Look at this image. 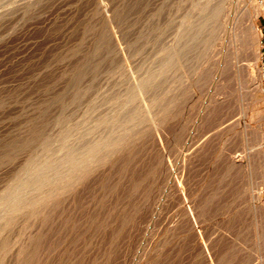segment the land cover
I'll use <instances>...</instances> for the list:
<instances>
[{
    "label": "rangeland",
    "instance_id": "1",
    "mask_svg": "<svg viewBox=\"0 0 264 264\" xmlns=\"http://www.w3.org/2000/svg\"><path fill=\"white\" fill-rule=\"evenodd\" d=\"M204 1L0 0V264H15L22 242L24 258L32 259L27 264H264L259 192L245 169L230 162L253 147L241 134L247 123L264 132V10L255 18L260 90L251 95L231 69L251 62L250 35L245 40L244 33L236 61L228 56L231 65L221 42L232 17L253 11L258 0H211L223 16L203 36L193 27L206 21ZM188 18L193 41L183 49L178 31ZM172 42L180 49L171 50ZM219 60L226 65L220 74ZM207 97L210 115L190 133ZM176 98L185 106L187 128L178 139ZM190 135L191 161L176 163ZM254 148L261 154L264 143ZM174 162L177 180L170 175ZM162 187L170 194L160 217ZM259 188L264 199V185Z\"/></svg>",
    "mask_w": 264,
    "mask_h": 264
},
{
    "label": "bare ground",
    "instance_id": "2",
    "mask_svg": "<svg viewBox=\"0 0 264 264\" xmlns=\"http://www.w3.org/2000/svg\"><path fill=\"white\" fill-rule=\"evenodd\" d=\"M263 1L264 0H258V2H257V5L255 6V8H254V10L253 11H246V10H244L243 12V15H242V13H241V15L240 14H238V15H234L233 17H232V22L229 24L230 26L227 28L226 27V29H228V31H227V34L223 37L224 39L222 40V42L221 43H223V45H222V48H221V53H222V58L225 60V62L227 61V58H228V56L229 55H232L233 54V56H230V57H233V58H235V61H236V58L238 57V55L240 54V51H242L245 47H243V45L244 46H246V44L244 43L243 44V42H246V41H243L242 39H243V37H244V35L246 34V36L244 37L245 38V40H247V34H248V36H249V43H247L248 44V47H249V44H250V42H251V45L252 46H250V47H252V49L250 48V50L252 51V58H250V61L251 62H249L248 63V65H247V67H244V68H242L241 66H236V68L235 69H233V67L231 68L230 66V68L232 69V76L238 81V85H240V87L241 86H245V89L247 90V94H254L253 93V91H257V90H260V86H259V78H260V76H261V74L260 73H256L258 70H257V58H258V49H257V46L259 45V37H260V31L258 30V28H257V26H256V23H255V18L264 10V4H263ZM224 4V3H223ZM228 5V4H227ZM202 6V4L200 5V6H198V7H201ZM197 9V8H196ZM202 9H203V12L204 11H206V12H208L207 14H208V16H207V18H203V20L204 19H206V21H203L202 23V26H201V28H198V26H195L194 25V27L192 26L193 25V23H191L192 21H190V19H192V18H188V23H190L189 25H185V27H184V25H182V24H178L179 26H183L184 28H179L180 30L178 31L179 32V40H178V42H179V46H180V43H181V46L180 47H182L183 49L185 48V46H186V44H188L191 40H192V38L189 40V37H192V36H190V34L192 35V30H194L193 28H196V29H198V32L200 31L201 33H202V29L203 30H205L207 27L208 28H211V30H214L213 28H214V25L216 26V21H217V19L219 18V15L221 14L220 13V11H222L221 10V4L219 3V2H215L214 3V1H211V0H207L206 2L204 1L203 2V6H202ZM192 11V10H191ZM194 11V10H193ZM198 11V10H197ZM206 12L205 13H203V15L204 14H206ZM190 13V12H189ZM197 14V13H196ZM223 14V13H222ZM221 14V16H223ZM225 14V13H224ZM229 14V13H228ZM191 17L193 16V15H190ZM189 16V17H190ZM198 16V15H197ZM243 17H244V19H245V29H247V32L243 29V27H240V25H241V23L243 22L244 23V20H243ZM194 18H196V16H194ZM202 18V17H201ZM222 18V17H221ZM220 18V19H221ZM181 19V18H180ZM179 19V20H180ZM197 19V18H196ZM198 20V19H197ZM243 20V21H242ZM181 21H183V20H181ZM184 21H185V19H184ZM187 21V20H186ZM202 21V20H201ZM201 21H199L200 23H201ZM221 21V20H220ZM178 23V22H177ZM179 23H181V22H179ZM244 25V24H243ZM179 26H177V27H179ZM181 26V27H182ZM228 26V25H227ZM176 27V28H177ZM193 27V28H192ZM220 27V26H219ZM183 29V30H182ZM225 29V28H224ZM177 30V29H176ZM192 31V32H191ZM209 31V30H208ZM207 31V32H208ZM198 32H195V34L197 33V34H200V33H198ZM221 32V31H220ZM204 33V32H203ZM202 33V35L203 36H205L206 34H208V33H206L205 35ZM245 33V34H244ZM194 34V33H193ZM194 34V36L196 37L197 36V34L195 35ZM214 34H215V31H214ZM213 34L212 33H210V36H212ZM193 36V37H194ZM203 36H197L198 38L199 37H203ZM208 36V35H207ZM206 36V37H207ZM209 36V37H210ZM223 36V35H222ZM194 37V38H195ZM206 37H205V39H204V41L206 40ZM213 37V36H212ZM176 38V37H175ZM221 38V37H220ZM173 39V38H172ZM208 39H210V38H207V40ZM200 40V39H199ZM201 40H202V38H201ZM201 40H200V44H201ZM172 41V40H171ZM173 41H174V39H173ZM193 41V40H192ZM220 41V40H219ZM175 42H176V40H175ZM174 42V43H175ZM207 42V41H206ZM216 42V41H215ZM241 42H242V44L243 45H241ZM169 43V42H168ZM173 43V42H172ZM172 43H171V45H172ZM173 43V44H174ZM191 43V42H190ZM204 43V42H203ZM202 43V44H203ZM177 44L178 43H175V45H176V47L175 48H172L171 46V50L172 49H176L178 46H177ZM206 44V43H205ZM207 44H208V42H207ZM212 44V43H211ZM214 44V43H213ZM204 45V44H203ZM209 45V44H208ZM205 46V45H204ZM164 47V46H163ZM180 47H178L177 49H180ZM242 47V48H241ZM164 49V48H163ZM176 49V50H177ZM218 49V48H217ZM242 49V50H241ZM170 51V50H169ZM178 51H182V50H178ZM183 52V51H182ZM217 51H215V53H216ZM219 52V51H218ZM171 53V55H172V52H169V54ZM174 53V56H175V54H177V52H173ZM168 54V56H170ZM219 54H220V52H219ZM178 56H179V53L177 54ZM176 55V56H177ZM181 55V54H180ZM167 56V57H168ZM173 56V55H172ZM175 56V57H176ZM177 56V57H178ZM176 57V58H177ZM174 58V57H173ZM176 58H174V59H176ZM179 58V57H178ZM221 58V57H220ZM223 59H221V60H223ZM230 59H232V58H230ZM164 60V59H163ZM178 60V59H177ZM176 60V61H177ZM168 61H169V59H168ZM174 61V60H173ZM220 61V60H219ZM166 62H167V59H166ZM165 62V63H166ZM179 62V61H178ZM177 62V63H178ZM225 62L224 61H220V63L218 64V65H216V66H220L219 68H218V71H220V72H218L219 74L220 73H222L221 71L226 67V65H224L225 64ZM232 62V61H231ZM227 63V64H232V63ZM167 64V63H166ZM179 64V63H178ZM162 65H164V64H162ZM167 65H169V64H167ZM235 65V64H234ZM203 67V66H202ZM215 67V66H214ZM216 68V67H215ZM163 70V69H162ZM199 70V69H198ZM227 70V69H226ZM165 71V70H164ZM215 70H213V72H214ZM198 73L196 74L197 76H196V79H195V81H194V84L196 85V83L198 84L199 82V84H201V79H202V76H203V72H202V69L200 68V70L199 71H197ZM212 73V72H211ZM210 75V74H209ZM215 75V74H214ZM212 76V75H211ZM210 76V77H211ZM219 77V76H218ZM217 77V78H218ZM193 78H195V77H193ZM205 78V77H204ZM142 79H144V78H142ZM207 79V78H206ZM140 80V79H139ZM149 80V79H148ZM209 80V79H208ZM193 81V80H192ZM207 81V80H206ZM215 81V80H214ZM208 82V81H207ZM209 82H211V81H209ZM220 82V81H219ZM136 83V82H135ZM191 83V82H190ZM189 83V84H190ZM194 84H191L190 86L192 87ZM211 84V83H210ZM205 85V84H204ZM140 86V85H139ZM142 86V85H141ZM197 86V85H196ZM195 86V87H196ZM190 87V88H191ZM216 87V86H215ZM215 87H213V88H215ZM189 88V87H188ZM135 89V88H134ZM199 89V88H198ZM212 89V88H211ZM218 88L216 87V89L214 90V92L217 90ZM220 89H221V87H220ZM219 89V90H220ZM262 89V88H261ZM138 90H139V87H138ZM141 90H142V88H141ZM180 90H181V88H180ZM200 90V89H199ZM213 90V89H212ZM191 91L193 92L194 90L193 89H191ZM137 92H139V91H137ZM136 92V93H137ZM141 92V91H140ZM182 93H183V91H181ZM180 92V93H181ZM185 93H186V91H184ZM192 92H191V94H192ZM195 92V91H194ZM194 92H193V94H194ZM179 93V92H178ZM184 93V96L185 95H187L188 97H189V95L186 93L185 94ZM139 94V93H138ZM193 94H192V96L191 97H193ZM208 94V93H207ZM127 96H128V94H127ZM131 96V95H130ZM129 96V97H130ZM180 95H178V97H179ZM208 96V95H207ZM205 98H206V96H205ZM207 98H209V97H207ZM181 99H188L189 100V98H185V97H182ZM262 99V98H261ZM128 100V99H127ZM176 100H177V102L176 103H178V106H177V109H176V118H175V115L173 116L174 118H175V120H176V123H174V124H176V125H174V124H172L174 127L173 128H175V126H176V129H174V130H176L174 133H176V138L177 137H181L180 135H179V133H182L183 134V131L184 132H186V130H187V128H186V124L184 123L185 121H184V117H183V115H182V113H183V110H184V108L183 107H185V106H182V100L180 101V98H179V101H178V98H176ZM194 100V99H193ZM214 101H215V103H219L221 100H219L218 98L216 99V98H214L213 99ZM260 100V99H259ZM263 100V99H262ZM186 101V100H185ZM191 101V100H190ZM204 101V100H203ZM188 102V101H187ZM192 102V101H191ZM205 102V103H204ZM203 102V104L201 103L200 104V109H199V111H198V113H197V115L195 116L196 117V119H195V121H193L194 123H192V127H191V132L190 133H192V132H194L193 130H196V127L197 126H199L200 125V123L203 121V118H204V116H209L210 114H208V109H210V107H212L213 106V103H211L212 102V100H211V98H209V99H207V100H205ZM176 105V104H175ZM184 105V104H183ZM145 106H146V104H145ZM144 106V108H146ZM150 106V105H149ZM222 108H223V106H221ZM148 108V107H147ZM195 108V107H194ZM219 108H220V105H219ZM148 110V109H147ZM139 111V110H138ZM141 112L140 113H142V110H140ZM145 111V110H144ZM145 113V112H144ZM174 113V114H175ZM139 114V113H138ZM223 114V113H222ZM135 116V115H134ZM139 116V115H138ZM148 116H150V115H148ZM185 116H186V114H185ZM213 116V115H212ZM141 117V116H140ZM143 117V116H142ZM131 118H133V117H131ZM135 118H137V117H135ZM146 118V117H145ZM165 118H167V117H165ZM215 118V117H214ZM263 118H264V113H263ZM129 119H130V117H129ZM162 119H164V117L162 118ZM185 119H186V117H185ZM202 119V120H201ZM205 119V121H206V119L207 118H204ZM138 120H140L139 119V117H138ZM145 120V119H144ZM171 120H173V119H171ZM194 120V119H193ZM223 120V119H222ZM128 122H129V120H127ZM130 121H133V120H130ZM159 121H161L160 123L161 124H163V120H159ZM205 121H203V122H205ZM173 122V121H172ZM202 122V123H203ZM136 123V122H135ZM215 123V122H214ZM194 124V125H193ZM218 124V123H217ZM126 125H128L129 126V124L127 123ZM133 125V124H132ZM136 125H137V123H136ZM188 127H189V125H188ZM200 127V126H199ZM129 128V127H128ZM172 128V129H173ZM130 129V128H129ZM163 129V128H162ZM198 129V128H197ZM217 129V128H216ZM227 129V128H226ZM173 130V131H174ZM164 131V130H163ZM128 132V131H127ZM132 132V131H131ZM130 132V133H131ZM220 132V131H219ZM171 132H169V135H171L170 134ZM187 133V132H186ZM189 133V134H190ZM212 133V132H211ZM66 134H69V133H66ZM126 134V133H125ZM128 134V133H127ZM126 134V135H127ZM241 134H242V136L248 141V143H249V145L251 144V145H253V147L251 148V149H247L248 151H245V154L244 155H242V156H240V157H237V155H235V156H233V158L231 159V165H232V167H238L239 169H242V168H244L245 169V171L248 173V175H249V178H250V182H251V185H253L254 187H256V189L258 190V192H259V194H257L256 195V203H257V201L259 202V204H260V206L259 207H263L264 208V199L262 198V196H261V192H262V190L259 188L258 189V187L259 186H261V185H264V150L261 152V154L260 153H258L256 150H255V148H254V146H255V143H259V144H262V143H264V132L262 131V129L261 128H254V126H249V124L247 123L242 129H241ZM111 135V134H110ZM117 135V134H116ZM132 135V134H131ZM169 135H165L166 136V138H167V136H169ZM213 135V134H212ZM113 137H114V135H112ZM123 136V135H122ZM125 136V135H124ZM123 136V137H124ZM129 136H130V134H129ZM133 136V135H132ZM131 136V137H132ZM183 136V135H182ZM211 136V135H210ZM65 137H66V135H65ZM106 137V136H105ZM104 137V138H105ZM118 137V136H117ZM170 137V136H169ZM168 137V138H169ZM173 137V136H172ZM175 137H173L174 139H175ZM184 137V136H183ZM165 138V137H164ZM163 138V139H164ZM165 138V139H166ZM167 138V139H168ZM172 138V139H173ZM210 138V137H209ZM66 139H67V137H66ZM114 139H115V137H114ZM114 139H113V142H114ZM117 139V138H116ZM119 139V138H118ZM166 139V141H168ZM173 139V143L174 144H176L174 141H176V139L174 140ZM178 139V138H177ZM190 139H191V135L190 136H185V138H184V140H183V145H182V143H181V145H182V148L179 150V154L177 155V159H176V163H179V162H181V161H184V163L185 164H189L190 163V161H191V155H190V157L188 156L189 155V153H190V151H192L193 149H191L189 152H186V147L188 146L187 144L189 143V141H190ZM67 140H70V139H67ZM105 140V139H104ZM106 140H108V138H106ZM170 140V139H169ZM162 141V140H161ZM165 141V142H166ZM172 141V140H171ZM181 141V140H180ZM164 142V141H163ZM177 142V141H176ZM202 142V141H201ZM200 142V143H201ZM66 143V142H65ZM64 143V144H65ZM93 144H95L96 142H92ZM116 143V142H115ZM122 143V142H121ZM167 143H169V142H167ZM180 143V142H179ZM91 144V143H90ZM89 144V145H90ZM114 143H112V145H113ZM161 144H163L164 145V143H161ZM63 145V144H62ZM65 145H67V144H65ZM99 144H97V146H98ZM103 144H101V146H102ZM109 145H111V143L109 144ZM170 145H171V143H170ZM201 145V144H200ZM200 145H199V147H200ZM68 146V145H67ZM87 146V145H86ZM114 146V145H113ZM202 147H203V145H201ZM66 147V146H65ZM69 147V146H68ZM73 147V146H72ZM90 147V146H89ZM105 147V146H104ZM118 147H120V146H118ZM197 147V146H196ZM262 147V146H261ZM67 148V147H66ZM91 148H93V147H91ZM95 148V147H94ZM93 148V149H94ZM97 148V147H96ZM116 148H117V146H116ZM163 148V147H162ZM166 148V147H165ZM201 148V147H200ZM257 148V147H256ZM71 150H73L72 148H70ZM113 149V148H112ZM203 149V148H202ZM77 150V149H76ZM82 150V149H81ZM97 150H99L98 148H97ZM105 150V149H104ZM103 150V151H104ZM116 150V149H115ZM168 150V149H167ZM195 150V149H194ZM193 150V151H194ZM198 150H199V148H198ZM74 151H75V149H74ZM96 151V150H95ZM107 151V150H106ZM164 151H166L165 149L163 150V152ZM192 151V152H193ZM65 152V151H64ZM69 152V151H68ZM67 152V153H68ZM78 152H79V150H78ZM97 152V151H96ZM102 152V151H101ZM109 152V151H108ZM112 152V151H111ZM114 152V151H113ZM121 152V151H120ZM166 152H168V151H166ZM70 153V152H69ZM81 153V152H80ZM90 153V152H89ZM99 153V152H98ZM161 153V152H160ZM71 154V153H70ZM69 154V155H70ZM76 155L74 156L75 158V160H77V158H78V160H80L79 158L80 157H76L77 156V153H75ZM79 154V153H78ZM84 154H85V152H84ZM112 154V153H111ZM66 155H68V154H66ZM89 155V154H88ZM107 155H109V154H107ZM70 156H72V155H70ZM104 156V154L102 155V157ZM160 156H161V154H160ZM164 156H165V154L164 155H162L161 157H162V159L160 160L161 161V166H162V162H163V160H164ZM196 156V155H195ZM97 157V156H96ZM95 157V159H97ZM100 157V156H99ZM166 157L169 159V157L166 155ZM228 157V156H227ZM92 158V157H91ZM166 158V159H167ZM62 159V158H61ZM71 159V158H70ZM74 159H73V156H72V159H71V161H70V163H72V161H74ZM86 159H87V157H86ZM165 159V160H166ZM64 160H66V159H64ZM68 160V161H67ZM67 162L69 163V158H67ZM82 160V159H81ZM62 161V160H61ZM65 161V163H67ZM63 162V164H64V161H62ZM78 162V161H77ZM82 161H79L78 163L80 164ZM83 162H84V158H83ZM94 162V161H93ZM92 162V163H93ZM167 162H168V160H167ZM166 162V163H167ZM174 162V166L170 169V171H171V177L173 178V179H175V180H177V179H180V175H179V170H178V164H176ZM69 163V166L71 165ZM75 164H76V161L74 162ZM62 164V165H63ZM73 164V163H72ZM78 164V165H79ZM82 164V163H81ZM87 164H89V162L87 163ZM165 164V163H164ZM168 164V163H167ZM166 164V165H167ZM64 165H66V164H64ZM84 165H86V164H84ZM52 166V165H51ZM50 166V167H51ZM67 166V165H66ZM73 166H75V165H73ZM72 165H71V167H72V169H74V167H73ZM77 166V165H76ZM159 166V165H158ZM165 166V165H164ZM56 167V166H55ZM60 167V166H59ZM68 167V166H67ZM78 167V166H77ZM76 167V168H77ZM81 167V166H80ZM163 167V166H162ZM48 168V167H47ZM63 168H66L65 166H63ZM70 168V167H69ZM79 168V167H78ZM83 168V167H82ZM88 168V167H87ZM86 168V169H87ZM165 168V167H164ZM51 169V168H50ZM54 169V168H53ZM59 169V168H58ZM72 169L70 168V170L72 171ZM89 169V168H88ZM57 170V169H56ZM66 170H68V168H66ZM65 170V171H66ZM160 170H162L161 171V175H163L162 174V172H163V169H160ZM49 171V170H48ZM51 171V170H50ZM49 171V172H50ZM52 171H54V170H52ZM64 171V170H63ZM74 171H76V169L75 170H73L72 172L74 173ZM87 171H89V170H87ZM165 171H166V173L168 172L167 171V169L165 168ZM165 171H164V173H165ZM45 172H47V170L45 171ZM48 172V173H49ZM67 172V171H66ZM65 172V173H66ZM86 172V171H85ZM60 173H61V171H60ZM62 173H64V172H62ZM70 173V172H69ZM69 173H66V174H68V176H70V175H72L71 173L69 174ZM76 173V172H75ZM81 173V172H80ZM65 174V175H66ZM168 175H169V173H167ZM65 175H64V177H65ZM79 175V174H78ZM167 175V176H168ZM53 176H54V174H53ZM67 176V175H66ZM77 176V175H76ZM63 177V176H62ZM61 177V178H62ZM73 177V178H72ZM72 177L70 176V177H66V179L67 178H70V179H74V175H72ZM40 178V177H39ZM65 179V178H64ZM66 179H65V181H66ZM79 179H81V178H79ZM165 179V178H164ZM172 179V180H173ZM37 180H38V178H37ZM47 180V179H46ZM69 180V179H68ZM172 180H170L169 179V181H172ZM48 181H49V179H48ZM71 181V180H70ZM69 181V182H70ZM75 181V180H74ZM165 181V180H164ZM50 182V181H49ZM61 182H62V180H61ZM67 182V181H66ZM73 182V181H72ZM59 183H60V179H59ZM75 183V182H74ZM166 183V182H165ZM164 183V184H165ZM168 183V182H167ZM55 184H57V183H55ZM163 184V185H164ZM166 185H168V184H166ZM59 186V185H58ZM57 186V187H58ZM71 186V185H70ZM169 186V185H168ZM167 186V187H168ZM34 187V186H33ZM51 187V186H50ZM50 187H49V189H50ZM55 187V186H54ZM60 187L62 188V185L60 184ZM164 187V186H163ZM162 187V188H163ZM170 187V186H169ZM251 187V186H250ZM249 187V188H250ZM53 188V187H52ZM33 189V188H32ZM36 189V188H35ZM48 189V188H47ZM168 189V191H169V188H167ZM167 189H164L163 188V192H162V195H160V197H161V199H159V202H160V200H161V203L159 204V206H158V215L160 216V215H162L163 213H164V211L166 210L167 211V209H166V207H165V205L163 206L162 204H163V202L166 200V202H167V200L168 199H166L168 196H169V194L170 193H168V191H166ZM45 190V189H44ZM48 191V190H47ZM52 192V191H51ZM59 192V191H58ZM48 193H50V192H48ZM57 193V192H56ZM45 195V194H44ZM44 195H43V197H44ZM42 196V195H41ZM55 196V195H54ZM5 197V196H4ZM39 199V198H38ZM36 200V199H35ZM255 201V200H254ZM18 202V201H17ZM22 202V201H21ZM25 203H27V202H25ZM9 204V203H8ZM7 204V205H8ZM27 205V204H26ZM258 205V204H257ZM167 206H169V205H167ZM19 207V206H18ZM164 207H165V210H164ZM187 207H189V209H190V206H188L187 205ZM192 208H194V207H192ZM262 208V209H263ZM12 209V208H11ZM14 209V208H13ZM170 209V208H169ZM188 209V208H187ZM171 210V209H170ZM170 210H169V212H170ZM264 210V209H263ZM33 211V210H32ZM165 211V212H166ZM194 211V210H193ZM38 212V211H37ZM37 212H36V214H37ZM40 212V211H39ZM189 212H192L191 211V209L189 210ZM188 213V212H187ZM35 214V215H36ZM39 214V213H38ZM44 214V213H43ZM193 214H195V213H193ZM165 215H167L166 213H165ZM169 215V214H168ZM196 215H197V213H196ZM164 216V215H163ZM162 216V217H163ZM171 216V215H170ZM173 216V215H172ZM195 216V215H194ZM34 217V216H33ZM161 217V216H160ZM36 218H37V216H36ZM35 218V219H36ZM39 219V218H38ZM188 219H191V216L189 217L188 216ZM193 220V219H192ZM34 221V220H33ZM37 222V221H36ZM40 223H42V221L40 222ZM37 224H38V222H37ZM165 224V223H164ZM164 224H162V225H164ZM177 225V224H176ZM31 226H32V224H31ZM31 226H29V227H31ZM34 226V225H33ZM189 226H190V224H189ZM34 228V227H33ZM40 228V227H39ZM170 228V227H169ZM38 229V228H37ZM176 229V228H175ZM189 229V228H188ZM21 230V229H20ZM163 230V229H162ZM38 231V230H37ZM36 231V232H37ZM41 231V230H40ZM170 231V230H169ZM39 232V231H38ZM37 232V233H38ZM167 232V231H166ZM19 233V232H18ZM32 233V232H31ZM43 233V232H42ZM41 233V234H42ZM34 234V233H33ZM165 235V234H164ZM25 236V235H24ZM27 237V236H26ZM15 238H16V236H15ZM20 238H21V236H20ZM20 238H18V239H20ZM29 239L31 238L30 236L28 237ZM36 238H38V237H36ZM40 238V237H39ZM17 239V240H18ZM22 239H23V237H22ZM31 239H33V240H31ZM30 240L31 241H34V237H32ZM41 239V238H40ZM17 240H15V241H17ZM30 240L29 241H27L28 243L30 242ZM165 240H166V238H165ZM168 240H170V239H168ZM201 240V239H200ZM37 241H39V240H37ZM42 241V240H41ZM167 241V240H166ZM171 241V240H170ZM163 242H164V240H163ZM17 243H19V242H17ZM23 243V242H22ZM21 243V245H18V248H17V254H16V258H15V261H14V263L15 264H25V262L26 261H28L29 259L28 258H26V259H28V260H26L24 257H26V253L28 252H26L25 250H23L24 249V246H23V244ZM27 243V245H29ZM31 243H34V242H31ZM167 243H169V242H167ZM205 243V242H204ZM16 244V243H15ZM20 244V243H19ZM37 244V243H36ZM165 244H166V242H165ZM33 244H30V246H32ZM162 245H163V243H162ZM14 246V245H13ZM21 246V247H20ZM29 246V247H30ZM34 246V245H33ZM32 246V247H33ZM41 246V245H40ZM23 247V248H22ZM22 248V249H21ZM31 248V247H30ZM26 249V248H25ZM38 249H40V248H38ZM163 249V248H162ZM28 250V249H27ZM34 250H35V248H34ZM23 251V252H22ZM25 251V252H24ZM38 251V250H37ZM42 251V250H41ZM32 252H33V250H32ZM34 253V252H33ZM45 253V252H44ZM23 254H25V255H23ZM28 254V253H27ZM29 255H30V253H29ZM223 256V255H222ZM29 257V256H28ZM32 258H34V257H32ZM205 258V257H204ZM31 259V258H30ZM43 259V258H42ZM214 259V258H213ZM26 260V261H25ZM32 260V259H31ZM31 260H29V261H31ZM209 260H211V258L209 259ZM43 261V260H42ZM213 262H214V260H212ZM216 261V260H215ZM38 262V261H37ZM212 262V263H213ZM217 262V261H216ZM215 262V263H216ZM35 263H36V260H35ZM42 263V262H41ZM249 263V262H248ZM26 264H27V262H26ZM29 264H31V262L29 263ZM188 264V263H187ZM214 264V263H213ZM218 264H220V263H218Z\"/></svg>",
    "mask_w": 264,
    "mask_h": 264
},
{
    "label": "crops",
    "instance_id": "3",
    "mask_svg": "<svg viewBox=\"0 0 264 264\" xmlns=\"http://www.w3.org/2000/svg\"><path fill=\"white\" fill-rule=\"evenodd\" d=\"M262 41L264 42V27H263V30H262ZM264 47V45H263Z\"/></svg>",
    "mask_w": 264,
    "mask_h": 264
},
{
    "label": "built area",
    "instance_id": "4",
    "mask_svg": "<svg viewBox=\"0 0 264 264\" xmlns=\"http://www.w3.org/2000/svg\"><path fill=\"white\" fill-rule=\"evenodd\" d=\"M263 58H264V56H263ZM263 194H264V189H263Z\"/></svg>",
    "mask_w": 264,
    "mask_h": 264
}]
</instances>
